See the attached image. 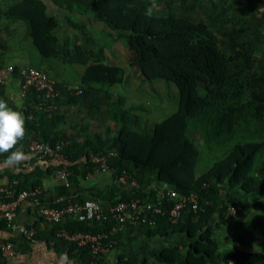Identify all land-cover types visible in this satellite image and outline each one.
<instances>
[{"label": "trees", "instance_id": "1", "mask_svg": "<svg viewBox=\"0 0 264 264\" xmlns=\"http://www.w3.org/2000/svg\"><path fill=\"white\" fill-rule=\"evenodd\" d=\"M12 1L6 12L0 11V18L20 17L28 22L40 57L31 67L53 79L58 94L53 100L44 99L30 87L16 108L0 85V98L25 115L26 135L20 143L28 154L24 162L29 164L0 169V178L6 177L4 185L10 188V193L0 192V201L40 187L43 178L61 167L70 170L68 185L58 181L52 190H42L37 201L29 199L37 209L94 200L107 211L131 198L155 201L157 190L166 185L179 195L194 193L197 209L185 206L173 222L169 210L175 200H162L160 213L146 214L145 222L123 230L147 237L183 234L184 238L158 250L159 264H264V219L253 210L264 214L260 203L264 200V11L253 10L243 0H52L66 11L92 13L104 24L99 29L125 39L130 63L143 80L175 85L176 110L150 125L130 114L124 97L113 90L124 81L122 66L106 63L100 48L62 39L57 33L59 15L49 14L43 0ZM49 59L83 66L82 74L75 82H63L35 67ZM13 66V76L20 79L18 70L30 65ZM71 106L75 131L68 134L59 126L67 121ZM97 122L105 124L103 135L89 132ZM196 134L201 141L194 139ZM32 139L47 146L60 143L65 161L37 159L27 147ZM201 144L213 160L202 172L200 161L206 156ZM7 155L0 154L1 166ZM91 155H109V185L97 187L89 179L96 171ZM247 211L249 219L242 214ZM235 213L242 215L237 225L245 228L250 222L261 231L252 234L260 250L225 247L228 240L216 236L215 228ZM45 224L44 231L34 224L39 240H52V246L68 253L76 250L87 264L89 249L57 238L56 232L109 233L113 221L66 215L59 223ZM7 227L0 219V229ZM123 231L110 233L115 241L111 249Z\"/></svg>", "mask_w": 264, "mask_h": 264}, {"label": "crops", "instance_id": "2", "mask_svg": "<svg viewBox=\"0 0 264 264\" xmlns=\"http://www.w3.org/2000/svg\"><path fill=\"white\" fill-rule=\"evenodd\" d=\"M43 1L46 4L49 14L59 15L60 27L57 33L64 36L62 39H67L72 44L75 43L88 49L100 48L106 63L119 65V63L109 62L105 59L104 55L109 52L107 49L108 42L106 41L108 38L106 37L101 41L100 36L103 38V36H105L104 34L109 37H113V35L98 28V25L104 24L92 13L81 14L77 11L70 12L61 9L52 2V0ZM243 1L249 4L253 10L258 9L259 11H264V0ZM12 3V0H0V11L6 12ZM36 52L30 37L28 22L20 17L2 16L0 18V64L31 66L34 62L40 61V57ZM51 60L52 59L47 60V63L51 62ZM73 69L76 73L73 76L74 80H77L82 74L83 66L74 65ZM61 77H65V74ZM60 80H63V82H71L67 79L60 78ZM114 87L116 88L117 86ZM20 89V79L17 76H12L4 87V96L7 98V101L16 108L21 107L22 97L20 95ZM68 114L70 113L68 112ZM70 116L71 115L68 116L65 123H61L59 126L60 129H63L68 134L75 131L72 129L73 122L70 121ZM91 127L92 126H90V128ZM3 167H11V165L4 162L2 166L0 165V169ZM109 175V173L94 171L90 174L89 179L92 180L97 187L104 186L103 181L106 178L109 179ZM7 182L6 177L0 178V185H4ZM57 182L58 180L52 171L50 176L43 178L40 188L45 191L52 190ZM253 210H255L259 218L262 220L264 219V214H261L258 209ZM35 223L39 230L44 231L46 229V224L40 219L38 209L29 199L22 200L17 207L14 221L15 225L0 229V238L11 243L14 250L12 256H5L0 253V264H85L75 253H68L65 248L57 249L52 246L53 244L43 239L37 242H31L18 229V225L34 227ZM215 229L217 230L218 227ZM251 229L253 230L254 227H251ZM216 233L217 231L215 234ZM216 236L218 237V235ZM182 238H184V235L181 233H174L171 237L167 235L147 237L142 235L135 236V232L123 231L116 245L110 251L99 257L98 264H119L122 260H133L131 261L132 264H142V262L159 264L155 259L158 250L165 245V243H176V241ZM246 243L255 247L258 244V240H250L246 241ZM240 249L247 252L251 251L249 248L244 247Z\"/></svg>", "mask_w": 264, "mask_h": 264}, {"label": "built area", "instance_id": "3", "mask_svg": "<svg viewBox=\"0 0 264 264\" xmlns=\"http://www.w3.org/2000/svg\"><path fill=\"white\" fill-rule=\"evenodd\" d=\"M13 71L14 66L12 64L0 67V85L5 86L9 82L13 76ZM18 72L20 77L21 97L25 94L27 89L33 87L39 92V96L44 99L53 100L56 98L58 91L54 87V80L46 73L31 66H23ZM27 147L29 151L36 154L37 159H54L60 162L65 161V156L62 152V145L60 143L53 146H47L40 141L32 139L29 141ZM108 157L109 155H91V161L96 164V171L109 173ZM23 165L28 166L29 164L24 162ZM53 174L58 181L68 185L67 178L70 174V170L67 167L54 169ZM119 182L124 183V177H120ZM0 192L10 193L9 185H0ZM41 192L42 189L40 187L29 190L23 189L17 192L13 199L0 201V219H4L8 226H14L17 207L20 202L25 199H33L37 201ZM169 199L175 200V203L169 210V217L173 222L177 220L180 215V210L185 206H189L193 210L197 209V197L194 193L179 195L174 189L165 185L163 188L157 190V200L155 201L131 198L127 201H120L108 207L107 211H105L98 202L88 200L84 203L70 202L58 208L39 206L38 213L44 222L52 224L61 222L66 215H78L80 219H111L113 225L111 226L109 233H69L64 229H59L56 232L57 238L71 241L76 244L77 248L86 246L90 251V259L87 264H98L99 257L110 251L111 244L115 242L113 239L109 238L110 233L123 231L127 225H137L140 222H145L147 220L146 214L160 213L161 206H159V204H161L162 200ZM18 229L31 242L39 241L34 227L18 225ZM50 243L53 244V241L51 240ZM75 251H72V253H75ZM0 253L5 256H12L14 254L11 243L1 238ZM229 262L232 263L233 261L229 260Z\"/></svg>", "mask_w": 264, "mask_h": 264}, {"label": "rangeland", "instance_id": "4", "mask_svg": "<svg viewBox=\"0 0 264 264\" xmlns=\"http://www.w3.org/2000/svg\"><path fill=\"white\" fill-rule=\"evenodd\" d=\"M240 7L243 6L240 5ZM104 35L105 36H103V38L101 36L100 38L101 41L106 37L108 38L106 41L108 42L107 49L109 50V52L104 55L105 59L109 62L119 63L125 72L123 83L121 85H117L116 88L114 87L113 90L116 95L120 94L124 97L123 105L129 110V113L137 114L143 121H147V123L150 125L173 113L177 108L178 101V91L175 85L171 82H165L164 80L160 79L152 81L143 80L138 70L130 63L129 51L124 42L125 39L117 38L115 36H113L114 38L109 37L106 34ZM36 53L39 56L38 52ZM48 66H52L53 70L51 71L50 67ZM73 66L74 65L71 66L62 64L60 61L52 59L51 62H49V65L48 63H36L35 67H39L40 69L46 71L51 77L57 76V79L59 80L61 78L75 82L73 76L76 73L74 72ZM64 74L65 77H61L64 76ZM71 109L72 110L70 111V114L73 113L74 107ZM70 114H66L67 119ZM98 124L99 122L89 129V132H91L92 135L96 132L102 133L103 135L105 124L101 126H98ZM194 139L197 141L200 140L197 134L194 136ZM202 147L203 155L206 156L203 162L207 160L208 161L206 163L200 161V172L204 170L205 166L213 161L212 157L206 150L205 145H202ZM203 164L204 167H202ZM103 183L104 186H107L109 185L110 180L106 178ZM260 203L261 206H264V200ZM242 214H245V219L250 218V211ZM241 218L242 215L235 213L234 216L227 219V222L219 225L218 229L216 230V235H218L219 239L228 240L225 244H223L225 247L228 246L230 248L236 246L239 249L244 247L249 248L251 251L260 250L261 248L259 246L253 247L252 245L247 244L246 241H254L255 239L252 238V234L254 233L253 235H258L261 231H256L255 229L252 230L251 224H249L250 222L245 228L243 226L237 225L236 222Z\"/></svg>", "mask_w": 264, "mask_h": 264}, {"label": "clouds", "instance_id": "5", "mask_svg": "<svg viewBox=\"0 0 264 264\" xmlns=\"http://www.w3.org/2000/svg\"><path fill=\"white\" fill-rule=\"evenodd\" d=\"M25 115L9 107L6 100L0 98V154L8 153L6 163L18 165L27 159V153L20 143L26 135Z\"/></svg>", "mask_w": 264, "mask_h": 264}]
</instances>
